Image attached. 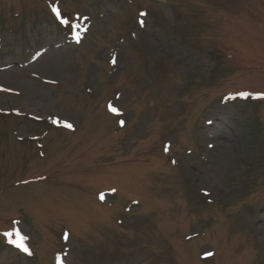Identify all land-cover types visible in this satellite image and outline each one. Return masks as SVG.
Wrapping results in <instances>:
<instances>
[{
    "label": "rangeland",
    "instance_id": "1",
    "mask_svg": "<svg viewBox=\"0 0 264 264\" xmlns=\"http://www.w3.org/2000/svg\"><path fill=\"white\" fill-rule=\"evenodd\" d=\"M260 94L264 0H0V264H264Z\"/></svg>",
    "mask_w": 264,
    "mask_h": 264
},
{
    "label": "snow or ice",
    "instance_id": "2",
    "mask_svg": "<svg viewBox=\"0 0 264 264\" xmlns=\"http://www.w3.org/2000/svg\"><path fill=\"white\" fill-rule=\"evenodd\" d=\"M51 12L54 14V16L56 17V19L61 24H63V25H69L70 26L72 32L74 33V38H76V39L79 38L80 32L85 31L86 28H87V25L84 24V22H83L84 20H86V18H83V20H81L80 23H74V22H70L66 18H62L59 9L57 7H55V6L51 7ZM77 29H79L80 31L78 32ZM238 95H240L241 97H245V98L252 96L251 93H240ZM260 95H264V94H260ZM109 111L118 114V110L116 108L112 107V105H109ZM53 122L55 123L56 121H53ZM120 123H121L122 126L124 125V121H120ZM63 126L68 127V128H71L72 127V125L70 123H67V122H63ZM165 150L167 151V147H166ZM100 198L101 199H104L103 194H101V197ZM12 235H13L12 232H5V233H3V236H5V237H11ZM16 236L18 237L19 242H17V240H13V239H9L8 242L10 244L16 246L17 248H19L23 252H25L27 254H31L29 252L28 247L25 246V244L23 243L27 239V237L23 236L18 230L16 231ZM66 238H67V234H66ZM207 255H211V253H208Z\"/></svg>",
    "mask_w": 264,
    "mask_h": 264
}]
</instances>
